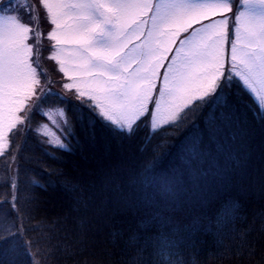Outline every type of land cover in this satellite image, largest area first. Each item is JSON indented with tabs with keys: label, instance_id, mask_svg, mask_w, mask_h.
I'll list each match as a JSON object with an SVG mask.
<instances>
[{
	"label": "trees",
	"instance_id": "obj_1",
	"mask_svg": "<svg viewBox=\"0 0 264 264\" xmlns=\"http://www.w3.org/2000/svg\"><path fill=\"white\" fill-rule=\"evenodd\" d=\"M223 87L168 131L84 111L62 146L30 135L0 186V264H264V115ZM159 192L181 199L159 212Z\"/></svg>",
	"mask_w": 264,
	"mask_h": 264
},
{
	"label": "rangeland",
	"instance_id": "obj_2",
	"mask_svg": "<svg viewBox=\"0 0 264 264\" xmlns=\"http://www.w3.org/2000/svg\"><path fill=\"white\" fill-rule=\"evenodd\" d=\"M236 82L264 115V0H0V186L30 135L62 146L84 111L163 132Z\"/></svg>",
	"mask_w": 264,
	"mask_h": 264
}]
</instances>
